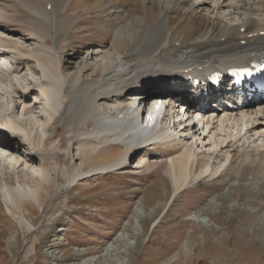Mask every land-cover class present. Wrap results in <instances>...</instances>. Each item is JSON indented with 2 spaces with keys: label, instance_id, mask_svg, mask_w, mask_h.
I'll return each instance as SVG.
<instances>
[{
  "label": "bare ground",
  "instance_id": "6f19581e",
  "mask_svg": "<svg viewBox=\"0 0 264 264\" xmlns=\"http://www.w3.org/2000/svg\"><path fill=\"white\" fill-rule=\"evenodd\" d=\"M38 1L44 6L36 8L40 17L36 19V29L27 31L24 36L33 47L0 37V61L3 62L7 55L20 60L12 70L9 69L10 75L22 74L21 63L29 71L32 70L30 64L36 67L38 78L33 72L24 76V80L30 81L25 83V91L12 89L22 98L24 106L27 95L36 92L34 98L43 108L47 126L37 136L20 126L22 120L19 116L15 117L16 120L11 119V112L0 104V117L3 118H0V167L5 171L3 174L13 172L14 157L20 158L18 164L37 163L38 160V164L35 163L39 177L36 184L29 185L18 178L0 184V197L7 211L23 229L29 231L32 227V215L37 212V207L44 210L52 204L53 197L59 194V185H70L94 173L124 165L136 146V139L140 140L138 146L164 148L161 168L169 178L173 195L185 194V188L192 181L198 185L202 179H219L229 167L250 169L254 184L264 181V145L256 143L264 141V90L242 89L236 94L226 91L224 85L216 89L206 86L208 93L203 96V87L192 85L194 79L206 78L212 71L239 65L245 67L262 60L264 0H103L106 13L112 12L110 15L114 16L104 24V29L112 27L113 40L69 54L66 41L71 37L64 38L59 46L55 42L49 43L48 38L54 37L55 40L64 24L61 19H52L50 0ZM72 8L69 2L66 12ZM1 9L4 10L5 6L0 4ZM131 37L133 40H129ZM82 53L84 57H94L100 63L87 69L82 61L76 60ZM67 59L73 60L75 67L65 73ZM86 72L88 76L84 78ZM171 84L184 93V101L200 95L199 103L196 100L185 102L188 109L199 112L197 118L189 116L184 119V112L181 115L176 112L178 116L171 113L172 105L160 110L156 103L146 101L147 96L170 94ZM150 87L156 91H149ZM123 95L132 96L130 100L133 102L124 104ZM210 97L217 98L210 100ZM100 100L115 103L113 113L116 114L108 113L105 106H99ZM239 101L243 103L242 107L237 106ZM28 106L26 111L35 114V104ZM166 110L167 117H162ZM187 115H190L189 110ZM179 118L182 121L177 122ZM165 120L166 125H163ZM197 122L202 126L198 128L203 132V136L198 138V141L202 139V147L213 141L218 146L217 152L208 150L218 160L216 165L197 159L198 144L194 140L197 134L193 131L188 136ZM177 127L186 133L182 134L185 136L182 140L175 134ZM225 127L232 131L235 127L240 129L237 128L238 132L227 139L218 138L222 136L218 130ZM51 129L54 130L52 136L49 133ZM244 129L254 138L247 146L250 151L233 149L226 151L221 158L218 151L233 147L234 141L240 142L241 130ZM17 133L22 136L25 151L14 141V138L18 140ZM213 135L216 138L208 143ZM73 142L77 150L76 159H79L77 168L71 164L67 151ZM145 166L152 167L151 164ZM163 196L162 201L165 200ZM155 200L156 197L145 200V206H150ZM160 207H164V203L157 207L154 205L148 216H153L161 210ZM146 223L147 220L143 226ZM182 235V232H176L172 236L170 250L181 247ZM118 242L122 239L119 238L115 244ZM192 243L188 238L184 248L181 247V254L187 253ZM158 254L159 258L154 257L156 264L167 256L168 251Z\"/></svg>",
  "mask_w": 264,
  "mask_h": 264
},
{
  "label": "rangeland",
  "instance_id": "374dc122",
  "mask_svg": "<svg viewBox=\"0 0 264 264\" xmlns=\"http://www.w3.org/2000/svg\"><path fill=\"white\" fill-rule=\"evenodd\" d=\"M50 1L52 19H61L64 24L55 40L54 37L48 38L50 44L55 42L59 46L64 38L71 37L66 41L69 54L113 40L112 27L104 29V24L114 16L110 15L112 12L106 13L103 0ZM69 2L73 8L66 12ZM0 4L5 6L4 10H0V37L33 47L24 36L27 31L36 29V19L40 18L36 8H42L44 3L38 0H0ZM129 40H133V37ZM76 60L82 61L87 69L100 63L94 57H84L83 53L78 54ZM19 62V59L7 55L0 65V104L11 112V119L20 117V126L38 136L47 126L43 108L34 98L36 92L28 94L25 100L28 107L35 104L33 114L26 111L22 98L12 89L25 91V83L30 82L24 80L25 74L33 72L38 78V71L34 64H30L32 70L29 71L21 63L22 74L10 75V70ZM74 67L73 60L67 59L64 72L68 73ZM87 73L84 78H87ZM153 87L149 91H156ZM130 97L123 95L124 104L133 102ZM98 104L105 106L108 113L116 114L113 113L115 103L100 100ZM197 123L188 132V136L193 131V134H197L194 139L198 144L197 159L216 165L218 160L215 155L208 153V150H218V146L211 141L216 136H210V141H207L212 144L202 147V139L198 141L203 136V132L198 130L202 126ZM163 125H166V120ZM237 128L235 131L227 127L218 128V131H222V136L218 138L227 139L235 135L240 129ZM180 129L175 128V134L181 136L179 139L182 140L185 137L182 134L186 133ZM53 131L51 129L49 132L51 136ZM245 132V129L241 130L242 139L240 142L234 141L233 147L218 151L221 158H224L226 151L233 149L250 151L247 146L254 138ZM17 134L18 140L14 138V141L25 151L22 136ZM260 141L256 143L264 145V141ZM145 146H139L129 162L120 167L94 173L70 185H59V194L53 197L52 204L44 210L37 207L29 231L11 216L0 197V264H156L154 259L159 258L158 253L162 251H168V254L160 258L159 264H264V181L254 184L250 169L229 167L219 179H202L198 185L192 181L185 188V194L173 195L169 178L161 168L164 148ZM74 147L75 142L67 147V151L71 164L77 168L79 159H76L77 150ZM143 158L146 159L141 162ZM14 159L12 173L3 174L5 171L0 167V184L10 183L11 178H18L29 185L36 184L39 179L35 172L38 160L36 164H18L20 158ZM146 164L152 167L147 168ZM161 194L165 197L163 201ZM155 197L154 203L145 206V200H154ZM160 203H164V207H160L161 210L153 216H148L153 206L157 207ZM145 220L147 223L143 226ZM176 232L183 233L181 247L184 248L188 238L193 242L187 253L181 254L180 245L169 249ZM119 238L122 242L115 244Z\"/></svg>",
  "mask_w": 264,
  "mask_h": 264
}]
</instances>
